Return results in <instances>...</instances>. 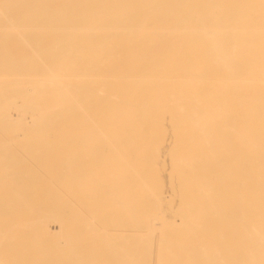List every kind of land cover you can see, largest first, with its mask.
Segmentation results:
<instances>
[{
    "label": "bare ground",
    "instance_id": "bare-ground-1",
    "mask_svg": "<svg viewBox=\"0 0 264 264\" xmlns=\"http://www.w3.org/2000/svg\"><path fill=\"white\" fill-rule=\"evenodd\" d=\"M0 28L56 66L0 34V264H264V0H0Z\"/></svg>",
    "mask_w": 264,
    "mask_h": 264
},
{
    "label": "rangeland",
    "instance_id": "rangeland-1",
    "mask_svg": "<svg viewBox=\"0 0 264 264\" xmlns=\"http://www.w3.org/2000/svg\"><path fill=\"white\" fill-rule=\"evenodd\" d=\"M3 29V30H2ZM8 29H5V28H0V34H5L6 32H8L7 31ZM4 32V33H3ZM17 32H21V33H25L26 31H25V29H19V30H17V31H15V30H10L9 29V38L8 39H10L7 43H6V46L10 49V50H12V52H14L15 53V55H16V59L19 61H22L24 58L27 60V61H30V59L32 60L31 61V63L32 64H34V65H40V68H41V70L37 73V74H34V76L33 75H31V76H29L30 78H41V77H43L44 76V74L48 71L47 69H48V67L50 68V69H54V70H56V66L55 67H50V65H51V63H50V61L48 60V59H46L48 56L46 55H44V56H42L41 57V55H37V53L34 51L33 52V49L32 48H30V47H28V46H26V45H24L23 43H21V42H18V40H17V38H16V35H17ZM59 34H61V33H59ZM6 36H8L7 34H5ZM15 37V38H14ZM15 40L18 42V43H16L15 42ZM34 53V54H33ZM33 57H35L34 59H33ZM39 58V59H38ZM52 66V65H51ZM8 73H10V72H8L7 70H4V71H0V82L1 81H5V80H7L10 76H11V74H8ZM70 73H66V75H69ZM2 75V76H1ZM5 77H4V76ZM9 76V77H8ZM13 77H12V79H14L15 77H16V75H12ZM2 77V78H1ZM6 77H8V78H6ZM29 77H16V78H19V79H24V78H29ZM1 95V94H0ZM2 96V95H1ZM39 99H40V104H42V103H44V98H42V97H39ZM58 102L57 101H55V100H53V101H51L50 102V104L51 105H54V104H57ZM14 110H11V115H12V117L13 118H15L16 116H15V112H13ZM13 112V113H12ZM31 116L29 115H27V122H30L31 121ZM31 123V122H30ZM32 134H30L29 136H25L24 138H21V141H23V142H28V141H30L31 139H32V136H31ZM26 138V139H25ZM3 140V138H2V136H0V142ZM168 169V165L167 164H163L162 165V167H161V169H162V171H161V169H159L160 170V172L163 174V177L165 176V178H164V180L165 181H163V177H162V182H164L165 184H164V188H165V186H166V188H165V190H168V188H167V186H168V183H169V180H168V177H166L167 176V174L166 175H164V173H163V171L165 170V169ZM160 173V174H161ZM165 215L166 216H169V212L167 213V212H165ZM56 227V228H55ZM57 230V231H56ZM59 231V228L57 227V226H54V227H52L51 226V230H50V232H58Z\"/></svg>",
    "mask_w": 264,
    "mask_h": 264
}]
</instances>
